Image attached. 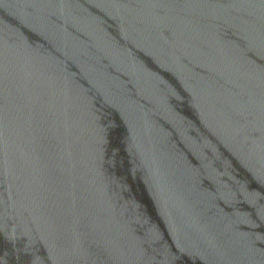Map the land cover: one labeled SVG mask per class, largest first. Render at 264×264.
<instances>
[{
    "label": "water",
    "instance_id": "obj_1",
    "mask_svg": "<svg viewBox=\"0 0 264 264\" xmlns=\"http://www.w3.org/2000/svg\"><path fill=\"white\" fill-rule=\"evenodd\" d=\"M0 264H264V0H0Z\"/></svg>",
    "mask_w": 264,
    "mask_h": 264
}]
</instances>
